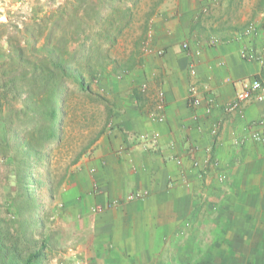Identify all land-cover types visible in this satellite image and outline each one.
<instances>
[{
    "label": "crops",
    "instance_id": "obj_1",
    "mask_svg": "<svg viewBox=\"0 0 264 264\" xmlns=\"http://www.w3.org/2000/svg\"><path fill=\"white\" fill-rule=\"evenodd\" d=\"M197 2L157 13L149 50L140 47L133 58L130 52L103 74L107 126L71 160L55 194V224L77 229L81 264H264V141L250 137L261 129L256 122L264 101L224 109L245 79L263 75L261 63L243 58L241 50L262 49L264 8L256 0L242 15L236 1L232 7L231 0L225 7ZM33 6L0 0V31L13 13L18 18ZM249 24L258 33L244 36L239 28ZM8 47L2 31L0 58ZM195 79L198 107L188 101ZM194 158L205 167L203 176ZM136 192L142 196L130 199Z\"/></svg>",
    "mask_w": 264,
    "mask_h": 264
},
{
    "label": "trees",
    "instance_id": "obj_2",
    "mask_svg": "<svg viewBox=\"0 0 264 264\" xmlns=\"http://www.w3.org/2000/svg\"><path fill=\"white\" fill-rule=\"evenodd\" d=\"M142 1L66 0L44 12L41 18L27 23L19 39L9 40L10 52L0 61L3 134L0 141L5 150L12 152V157L6 155L7 161L11 159L20 170L24 202L15 201L14 206L20 215L26 214L32 232L38 229L36 219L41 220L48 213L47 203L38 199V193L50 191L54 196L68 174L69 167L57 180L50 170L52 151L61 147L65 139L63 104L73 90L90 95L92 82L101 76L104 68L111 64L118 66L120 60L113 58L111 51L134 22ZM163 1L153 0L141 19L138 48L145 44L150 22ZM235 1L231 0L230 7ZM256 7L263 9L264 0H258ZM200 23L201 18L196 20L194 28ZM245 28H239L240 32ZM9 96L15 104L2 103ZM94 140L82 144L78 155L85 153ZM3 221L0 218V222ZM3 234L0 228V264H43L42 250L51 241V235L43 239L41 249L36 241L33 251L17 261L13 257L12 260L5 258L10 256L9 248L17 252L18 240L10 239L5 245L8 232L5 237Z\"/></svg>",
    "mask_w": 264,
    "mask_h": 264
},
{
    "label": "rangeland",
    "instance_id": "obj_3",
    "mask_svg": "<svg viewBox=\"0 0 264 264\" xmlns=\"http://www.w3.org/2000/svg\"><path fill=\"white\" fill-rule=\"evenodd\" d=\"M65 1L66 0H30L31 5L33 3L34 6L28 7V9L26 8L24 12L19 14L18 18L16 13H13L11 18H9V27L1 29L0 32L3 31L4 34L7 35L8 40L12 39L15 41L22 36L21 31L26 30L25 27L27 23L29 25L35 18H41L44 12L57 8V6L63 4ZM152 1L153 0H144L137 7L134 22L125 30L123 35L119 37L118 44L115 45L111 51L113 58L121 60L133 50L138 49L136 43L138 39H140V36H142L141 19L149 9V5ZM193 1L194 0H164L158 8V14L172 7H185L184 4H186L187 7L190 2L192 7H194ZM255 2L256 0H236L235 7H243L241 13L243 15L247 7H252ZM226 4L227 0H211L210 4H205L202 0H198L196 7H202L203 5H206V7H225ZM209 15L211 16L210 11ZM152 20L150 22L149 31L151 29ZM250 25L252 24H249L246 28ZM149 31L144 41L145 44H141V47H145L146 50L149 47L147 45V41L150 39ZM9 52L10 48L9 50H4L0 61L3 59L4 55ZM107 69H109V66H106L101 76L92 82L90 95H85L77 90H73L63 104V110L66 112L63 123L65 139L61 147H55L53 149L52 161L50 164V170L57 180L61 178L65 169H67L71 160H73L75 155L80 151L81 147L85 143H88L89 140L98 136L101 130H104L107 126L109 113L107 108L108 98L104 96L105 94L101 85L103 74ZM2 103L15 104L16 101L9 96L6 100L3 99ZM1 135L3 134L0 127V139ZM5 151L7 153H5ZM6 155L12 157V152L5 150L0 141V218L4 220L0 222V228L5 234L8 232L5 245L10 243V239L15 241L18 240L17 252L9 248V250L11 249L9 253L10 256L8 255L9 257L5 259L12 260L13 257L17 261L23 260L26 255L33 251L34 246H36V241L38 248L41 249L43 239L47 235H51V241L42 250L43 264H81L82 258L79 256V253L76 252L78 249V243L75 237L77 229H71L69 227L63 228L60 225L56 226L54 218L55 195L52 196V192L38 193V199L47 203L48 213L41 218V220L40 218L38 220L36 219L38 229L35 232H32L30 229V222H27L26 214L20 215L16 211V207L14 206L15 201L18 203L24 202V197H21L22 184L20 181V170L16 168L11 159L7 161ZM31 185L34 186V184ZM42 223H44L43 226ZM5 234H3V237H5ZM3 254L4 251L1 252V255Z\"/></svg>",
    "mask_w": 264,
    "mask_h": 264
},
{
    "label": "built area",
    "instance_id": "obj_4",
    "mask_svg": "<svg viewBox=\"0 0 264 264\" xmlns=\"http://www.w3.org/2000/svg\"><path fill=\"white\" fill-rule=\"evenodd\" d=\"M258 33V29L255 25H250L246 30L243 32L244 36H251ZM216 41V38L213 39V42ZM183 49L186 51L190 50V44L188 42L183 44ZM200 53L199 51L197 52ZM241 56L247 60H256L261 63L262 69H263V75L261 77H254V78H248L244 80L243 88L239 90L236 93V96L234 100L225 105L224 109L227 112H234L237 110H240L242 106L245 103L251 102V101H257L262 102L264 101V45L262 46V49L260 51L249 47L248 45L243 47L241 50ZM190 73L191 75L196 78L198 76V67L195 62L190 63ZM143 90L146 89V85H143ZM188 101L191 106L198 107L202 103V97H201V89H200V83L198 80H194L191 82L189 89H188ZM165 108V102H164V93L160 92L157 99V109L163 110ZM207 112L212 111V106L208 105L206 107ZM156 119L162 121L164 120V115L162 113H157L154 115ZM257 125L261 127L259 130H253L250 133V137L257 141H264V113L261 115V117L256 122ZM216 126L214 128L216 132ZM191 154H194V149L191 150ZM178 163H181V159H177ZM205 164L210 163V158L207 157L204 161ZM193 165L194 167L200 168V176H203L206 171L205 167L202 166V163L198 161L196 158L193 159ZM142 194L139 192L133 193L129 195L130 199L141 197ZM98 209L102 210L101 207Z\"/></svg>",
    "mask_w": 264,
    "mask_h": 264
}]
</instances>
